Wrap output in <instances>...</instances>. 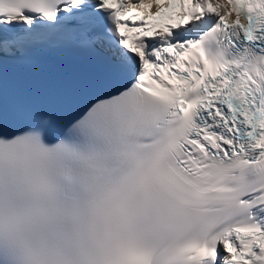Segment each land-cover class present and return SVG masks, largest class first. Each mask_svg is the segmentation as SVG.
Listing matches in <instances>:
<instances>
[{"label": "snow or ice", "instance_id": "obj_1", "mask_svg": "<svg viewBox=\"0 0 264 264\" xmlns=\"http://www.w3.org/2000/svg\"><path fill=\"white\" fill-rule=\"evenodd\" d=\"M0 264H264V0H0Z\"/></svg>", "mask_w": 264, "mask_h": 264}, {"label": "bare ground", "instance_id": "obj_2", "mask_svg": "<svg viewBox=\"0 0 264 264\" xmlns=\"http://www.w3.org/2000/svg\"><path fill=\"white\" fill-rule=\"evenodd\" d=\"M221 10V9H220ZM222 11V10H221ZM223 12V11H222Z\"/></svg>", "mask_w": 264, "mask_h": 264}]
</instances>
